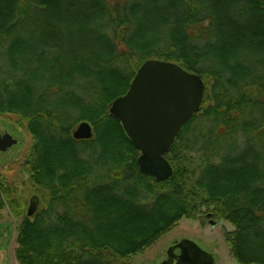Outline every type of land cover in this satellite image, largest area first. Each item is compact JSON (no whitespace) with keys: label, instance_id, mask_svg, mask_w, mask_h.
I'll return each instance as SVG.
<instances>
[{"label":"trees","instance_id":"obj_1","mask_svg":"<svg viewBox=\"0 0 264 264\" xmlns=\"http://www.w3.org/2000/svg\"><path fill=\"white\" fill-rule=\"evenodd\" d=\"M148 60L206 86L165 183L140 173L109 114ZM3 115L32 137L25 166L39 194L25 213L0 181V213L9 202L20 218L18 264H131L182 219L208 217L234 226L225 238L238 264H264L261 0H0ZM82 122L89 141L73 139Z\"/></svg>","mask_w":264,"mask_h":264},{"label":"water","instance_id":"obj_2","mask_svg":"<svg viewBox=\"0 0 264 264\" xmlns=\"http://www.w3.org/2000/svg\"><path fill=\"white\" fill-rule=\"evenodd\" d=\"M205 91L201 76L176 63L148 60L137 71L128 92L111 104L110 116L122 125L140 153L137 165L141 174L153 177L158 183L172 178L173 168L166 156L186 123L200 113ZM72 136L76 141H89L94 136L93 127L82 122ZM17 142L11 135L0 133L2 152ZM174 249L180 254L169 255L172 264H214L212 255L191 241L179 242Z\"/></svg>","mask_w":264,"mask_h":264},{"label":"rangeland","instance_id":"obj_3","mask_svg":"<svg viewBox=\"0 0 264 264\" xmlns=\"http://www.w3.org/2000/svg\"><path fill=\"white\" fill-rule=\"evenodd\" d=\"M19 121L14 115L0 116V124L13 129L20 140L16 149L7 154L0 153V181L10 187L11 192L14 193L11 196V202L15 201L17 205H21L26 213L31 198L39 194L36 193V189L29 179L30 174L27 170L29 167L25 166L33 143L32 137ZM203 126H207L206 123H199V127ZM14 216V210L7 202L5 209L0 213V264H18L14 259V251L17 248L15 226L20 218ZM205 221L208 220L182 219L171 233L150 250L133 257L131 264H162L171 245L174 242L182 241H191L203 252L212 255L214 264H238L232 258L229 244L225 238L227 232L234 230V226L224 220L212 219V221L218 222L216 226Z\"/></svg>","mask_w":264,"mask_h":264},{"label":"flooded vegetation","instance_id":"obj_4","mask_svg":"<svg viewBox=\"0 0 264 264\" xmlns=\"http://www.w3.org/2000/svg\"><path fill=\"white\" fill-rule=\"evenodd\" d=\"M0 133H1V135H3V136H5V135H11L12 137H13V139L14 140H16V141H18L17 142V144L16 145H14V146H12V147H10V148H8L7 149V151H5V152H2V150H0V153H2V154H7V153H9L11 150H14V149H16L17 147H18V143L20 142V140H19V136H18V134H16L15 132H14V130L13 129H11V128H7V127H3L1 124H0ZM37 207H39V204H35V205H33L32 206V208H37ZM207 220L208 221H205V222H207V223H211V222H215V221H212V218H207ZM205 222H203V223H205ZM216 223H218V222H216ZM8 232H9V229H8ZM3 238V237H2ZM177 244H179V242H174L172 245H171V247H170V249H169V251L168 252H166V255H165V258H164V260L162 261V264H172V263H170L169 261V255H171V256H174V255H179L180 254V251L178 250V249H174L176 246H177ZM175 264V263H174Z\"/></svg>","mask_w":264,"mask_h":264}]
</instances>
